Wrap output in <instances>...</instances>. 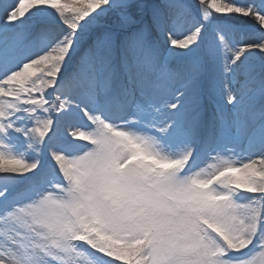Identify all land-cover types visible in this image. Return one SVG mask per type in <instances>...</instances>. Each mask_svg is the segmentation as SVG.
Returning <instances> with one entry per match:
<instances>
[{"label":"snow or ice","instance_id":"6c2138e0","mask_svg":"<svg viewBox=\"0 0 264 264\" xmlns=\"http://www.w3.org/2000/svg\"><path fill=\"white\" fill-rule=\"evenodd\" d=\"M0 264H264V0H0Z\"/></svg>","mask_w":264,"mask_h":264}]
</instances>
